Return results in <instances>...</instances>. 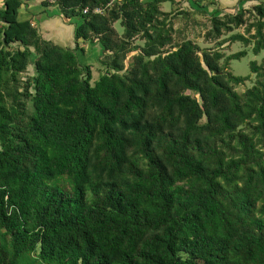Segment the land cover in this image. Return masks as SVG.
<instances>
[{"label": "trees", "instance_id": "trees-1", "mask_svg": "<svg viewBox=\"0 0 264 264\" xmlns=\"http://www.w3.org/2000/svg\"><path fill=\"white\" fill-rule=\"evenodd\" d=\"M163 1L43 0L73 46L1 1L0 264H264V58L236 90L246 52L174 43ZM209 19L264 50V1ZM81 39L107 56L93 82Z\"/></svg>", "mask_w": 264, "mask_h": 264}, {"label": "rangeland", "instance_id": "rangeland-1", "mask_svg": "<svg viewBox=\"0 0 264 264\" xmlns=\"http://www.w3.org/2000/svg\"><path fill=\"white\" fill-rule=\"evenodd\" d=\"M0 0V4H1ZM43 0H23L20 11L29 12L32 23L36 26L38 32L45 39H49L56 44L61 46H73L74 45V25L73 21L68 20L61 13H58L55 5H44ZM53 4L54 0H48ZM264 0H185L178 2L176 1H163L160 8L170 13L172 16L171 25L173 28V42L179 43L183 39H190L195 42L200 49L204 48H215L220 49L224 57L231 54H236L240 51H245L244 55L240 57H232L228 60L225 65L226 70L231 71L234 75H240L247 77L244 83L239 84L235 87L238 91H243L245 88L250 87L253 84L255 75L251 72L249 63L250 61H257L258 63L264 58V50L258 54L253 53L251 45H245L242 41L226 40L221 45H218V41L221 39H228V36L232 32H244L243 27L233 30L232 32L225 33L218 40H212L206 38L205 33L210 27V16L222 15L225 12H237L240 8L249 9L253 5ZM196 3H199L198 6ZM202 9V12L196 11ZM183 11L181 14L177 12ZM27 15V14H25ZM25 16L18 14L19 19H23ZM252 20V19H251ZM114 27L119 33L123 31L119 20L114 22ZM73 30V31H72ZM78 44L83 48V51L77 50L78 61L81 64L90 65L92 78L91 82L96 80L98 76L104 72L105 66L101 60L107 58L103 53L102 47L99 43H91L89 41L78 40ZM134 44L142 45L143 40L140 37H136ZM138 51V48L132 51L130 54H134ZM201 52V51H200ZM199 52V54H201ZM31 56L30 65L27 67V71L22 74V78L33 73V58ZM224 60V59H223ZM222 62V60H221ZM126 65L130 63L129 58L125 60ZM190 93V91H187Z\"/></svg>", "mask_w": 264, "mask_h": 264}, {"label": "crops", "instance_id": "crops-1", "mask_svg": "<svg viewBox=\"0 0 264 264\" xmlns=\"http://www.w3.org/2000/svg\"><path fill=\"white\" fill-rule=\"evenodd\" d=\"M20 10H21V9H20ZM23 12H24L23 10L19 12L20 15L25 16L23 19H29V20L33 23L34 21L30 19L29 12H25V14H27V15H25ZM23 19H22V20H23ZM68 20H69V19H68ZM75 22H76V23H75ZM79 22H80V21H79L78 19H77V21H73V24H72V25H74V28H75V25L78 24ZM73 30H74V29H73ZM73 30H72V31H73ZM73 34H74V33H73Z\"/></svg>", "mask_w": 264, "mask_h": 264}, {"label": "built area", "instance_id": "built-area-1", "mask_svg": "<svg viewBox=\"0 0 264 264\" xmlns=\"http://www.w3.org/2000/svg\"><path fill=\"white\" fill-rule=\"evenodd\" d=\"M96 12H101L100 8L95 9Z\"/></svg>", "mask_w": 264, "mask_h": 264}]
</instances>
